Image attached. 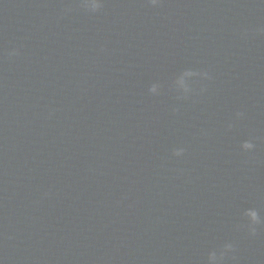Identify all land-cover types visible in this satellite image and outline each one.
Wrapping results in <instances>:
<instances>
[{
  "label": "clouds",
  "instance_id": "obj_1",
  "mask_svg": "<svg viewBox=\"0 0 264 264\" xmlns=\"http://www.w3.org/2000/svg\"><path fill=\"white\" fill-rule=\"evenodd\" d=\"M149 2L151 3V5L156 6V5L161 3V0H149ZM80 6L84 9H86L84 4H83V0H82V3ZM102 6H103L102 3L100 2V0H98V2H96L92 5V12L99 11L102 8ZM68 10L70 11L71 9H68ZM258 32H260L261 34H264V28L258 29ZM8 55L10 57L19 55V51L15 50V52H9ZM206 74H207V72H206ZM208 78L210 79L209 76H208ZM154 90L155 89H153V91ZM243 115L244 114L242 112L236 113L237 118H240ZM228 127H229V129H231L232 125L229 124ZM240 147H241L242 151L250 152L255 148V144L251 140H245L241 143ZM184 151H185V149H183V148L174 149L172 154L174 156L179 157V156H182L184 154ZM243 216L247 218L248 222L246 225H241L239 227H246L249 235L255 236L257 234V227L260 225H264V220H262L259 212L255 208L245 209L243 212ZM226 247H227L228 251L227 252L221 251L219 254L218 259H219L220 264H223V261L225 260L227 253L235 250L234 246L231 243H229ZM216 258H217V256H216V253L214 251L209 252L208 257H207V264H210V261L212 259H216ZM233 259H234V257H233Z\"/></svg>",
  "mask_w": 264,
  "mask_h": 264
}]
</instances>
